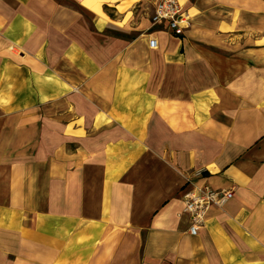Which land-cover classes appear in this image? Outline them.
Returning <instances> with one entry per match:
<instances>
[{"label":"crops","instance_id":"crops-1","mask_svg":"<svg viewBox=\"0 0 264 264\" xmlns=\"http://www.w3.org/2000/svg\"><path fill=\"white\" fill-rule=\"evenodd\" d=\"M178 1L0 0V264H264V0Z\"/></svg>","mask_w":264,"mask_h":264},{"label":"built area","instance_id":"built-area-1","mask_svg":"<svg viewBox=\"0 0 264 264\" xmlns=\"http://www.w3.org/2000/svg\"><path fill=\"white\" fill-rule=\"evenodd\" d=\"M167 23V29L175 36L183 34L190 23V15L180 5L178 0H157L151 17L152 24ZM154 48L156 40H149ZM199 174V173H197ZM190 187L183 193V213L189 221V233L196 234L204 225L206 216L212 206L223 207L234 197L233 189H214L207 183L188 181Z\"/></svg>","mask_w":264,"mask_h":264}]
</instances>
